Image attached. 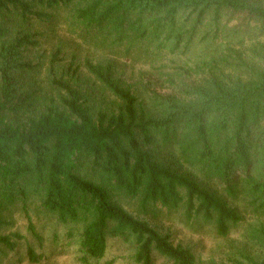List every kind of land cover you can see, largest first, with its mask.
<instances>
[{"label": "trees", "instance_id": "trees-1", "mask_svg": "<svg viewBox=\"0 0 264 264\" xmlns=\"http://www.w3.org/2000/svg\"><path fill=\"white\" fill-rule=\"evenodd\" d=\"M73 6L85 36L104 38L127 56L196 58L195 66L173 67L166 82L174 93L153 89L147 104L115 62L86 59L87 74L115 100L110 105L80 84L76 57L59 75L57 51L48 80L58 94L38 109L39 64L26 57L39 45L32 21L48 23ZM252 37H264V0H0V214L18 203L28 212V202L40 199L63 225L81 224L82 264L105 258L109 235L134 240L137 264H154L156 253L197 264L191 249L120 198L137 199L145 211L182 208L187 220L213 221L226 238L243 217L185 166L192 165L228 196L254 197L264 209V44L252 45L257 57L248 62L244 47ZM258 233L264 244V227ZM23 239L0 235V252L16 251ZM27 255L34 264L43 259L31 245Z\"/></svg>", "mask_w": 264, "mask_h": 264}, {"label": "rangeland", "instance_id": "rangeland-1", "mask_svg": "<svg viewBox=\"0 0 264 264\" xmlns=\"http://www.w3.org/2000/svg\"><path fill=\"white\" fill-rule=\"evenodd\" d=\"M75 6L59 9L55 18L48 23L33 20L32 33L39 35V45L27 53L28 61L37 65L38 75L33 90H36V107L41 109L45 99L56 97L58 91L49 83V69L52 56L61 51V61L56 67L60 74L68 72L71 60L77 58V65L81 67L82 80L80 84L94 88L100 97L110 105L115 104L113 97L105 92L101 85L96 84L84 67V62L89 59L95 63L115 62L118 75L132 90L140 101L149 103L150 91L156 90L163 94L174 93L172 86L166 82L167 75L174 73L173 67L188 64L195 66V59L187 62L182 57H169L166 60H149L139 55L127 56L124 50L111 45L104 38L85 36L83 29L74 19ZM17 30L14 31L16 34ZM264 44V37H252L247 40L244 51L249 62L255 56L251 50L254 44ZM163 65L165 66L163 68ZM26 88H30V76H24ZM191 82L192 80L189 79ZM86 83V85H85ZM94 99H96L93 96ZM187 170L194 171L200 181L209 189L215 190L231 207L242 215L243 221L233 227L228 237H220L213 221H205L201 217L192 221L187 220L184 210L167 209L162 206L149 207L147 211L141 208L137 199L122 196L121 203L131 213L142 217L161 232L171 235L175 245L191 249L197 259V264H242L244 256L256 259L264 258V244L260 242V229L264 227V209H259L260 202L255 203L254 197L239 195L236 198L228 196L217 180H210L205 172L198 167L185 165ZM41 200L32 198L28 202V212H25L21 203L14 207L6 208L1 212L2 224L0 235L21 234L24 239L19 243L16 251L3 250L0 252V264H34L29 261L27 250L31 245L43 259L38 264H82L79 254L78 232L81 224L70 227L59 222L58 216L42 207ZM28 216L31 218L35 231L29 229ZM74 230V237L69 238V233ZM136 245L132 238L124 239L118 236H108V251L105 258L97 264H137L134 261ZM154 264H174L167 258L155 254Z\"/></svg>", "mask_w": 264, "mask_h": 264}]
</instances>
